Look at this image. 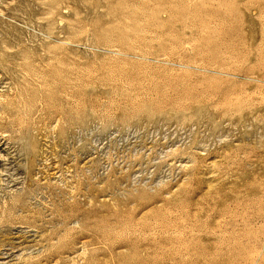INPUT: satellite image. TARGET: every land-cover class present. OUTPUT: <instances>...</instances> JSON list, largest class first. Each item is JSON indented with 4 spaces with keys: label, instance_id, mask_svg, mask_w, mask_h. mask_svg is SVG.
Returning a JSON list of instances; mask_svg holds the SVG:
<instances>
[{
    "label": "rangeland",
    "instance_id": "rangeland-1",
    "mask_svg": "<svg viewBox=\"0 0 264 264\" xmlns=\"http://www.w3.org/2000/svg\"><path fill=\"white\" fill-rule=\"evenodd\" d=\"M0 264H264V0H0Z\"/></svg>",
    "mask_w": 264,
    "mask_h": 264
}]
</instances>
